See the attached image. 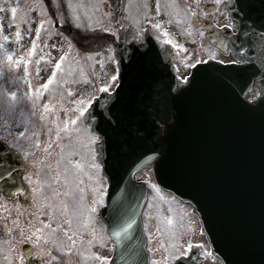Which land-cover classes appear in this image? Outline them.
<instances>
[{
	"label": "water",
	"instance_id": "1",
	"mask_svg": "<svg viewBox=\"0 0 264 264\" xmlns=\"http://www.w3.org/2000/svg\"><path fill=\"white\" fill-rule=\"evenodd\" d=\"M245 3L248 35L264 31L262 15H258L264 13V0ZM245 71L198 69L191 87L176 99L175 124L164 136L151 125L154 96L147 105L133 98L132 104L124 103L121 87L111 123L100 116L101 102L93 107L90 123L108 140L103 163L111 179L110 202L125 179L124 187L134 185L130 168L144 159L158 158L159 183L196 206L215 252L227 264H264V102L242 103L239 77ZM247 71L248 79L256 75L250 67ZM206 93H215L211 99L220 100L224 118L204 116L209 105ZM132 220L138 222L139 215L135 213ZM141 251L135 264H147ZM193 260L194 256L183 264Z\"/></svg>",
	"mask_w": 264,
	"mask_h": 264
},
{
	"label": "flooded vegetation",
	"instance_id": "2",
	"mask_svg": "<svg viewBox=\"0 0 264 264\" xmlns=\"http://www.w3.org/2000/svg\"><path fill=\"white\" fill-rule=\"evenodd\" d=\"M147 0H125L127 5L126 11L123 13V23L125 30L123 31V37L126 42L132 44L133 38L136 37L137 41H146L148 30H150L159 41L162 47H167L173 43V36L170 33L165 32L163 25L157 23H151V13L147 9H139L137 3L143 4ZM135 4V7L129 10L130 3ZM195 8L193 10L194 16L199 22L197 24H189L192 30L191 34L187 38L193 39V42H198L200 38L207 35L206 24H215L219 28L227 27V25L233 24L227 11L221 9V3L218 0H195ZM40 14L37 20V25L32 28L34 34H30L31 43L35 45V42L39 43V48L42 47L43 51L40 53L39 59L49 60L44 70L54 71L57 69V63L60 64L61 58H65L68 55L69 58L75 56V51L71 49V34H75L80 38V43L84 48L88 47L92 41L91 35L88 34V27L84 23H80L77 20L76 11L73 10L72 0H40ZM103 35L101 36V43L105 50L106 59H112V43L115 40L120 39V31L111 24V2L110 0H104L103 5ZM138 8V9H137ZM134 10V12H133ZM79 24V25H78ZM159 25V27H157ZM167 25V24H166ZM177 27V26H176ZM186 27V25H185ZM77 30H76V29ZM30 29V26H28ZM107 29V31H106ZM76 41V38H75ZM168 41H172L171 44ZM213 47V46H212ZM125 51H128L125 49ZM179 57L175 60V71L178 76H186L184 62L179 65ZM205 60H216L226 63L236 62L232 53L227 56H220L214 53H210ZM71 65V63L69 64ZM53 72V73H54ZM186 73V74H185ZM7 118L6 134L12 132L11 116L6 112ZM38 114L29 113L28 118H38ZM24 160L27 161L30 167V175L27 174L26 181L28 182L32 190V201L25 195H15L13 198L3 197L0 200V218L9 219L8 235L6 239L4 252L0 249V260L8 261L10 264H27L26 251L32 252L33 258L38 260L40 264H59L61 261L62 250L57 248L54 243L42 242L44 237L43 231L32 228L30 232L28 226L14 227L15 221L39 218L42 216V205H38L39 201L42 203V198L39 190L42 189L44 183L43 170L49 165V161L53 157L52 154L44 153L39 148H28L26 152L22 149L19 151L16 149ZM17 167H20L17 165ZM51 170H47L46 176H51ZM48 181V180H47ZM35 193V194H34ZM101 234V232H100ZM41 239L42 241H39ZM69 252V261L73 262L72 250Z\"/></svg>",
	"mask_w": 264,
	"mask_h": 264
},
{
	"label": "rangeland",
	"instance_id": "3",
	"mask_svg": "<svg viewBox=\"0 0 264 264\" xmlns=\"http://www.w3.org/2000/svg\"><path fill=\"white\" fill-rule=\"evenodd\" d=\"M12 1L13 0H0V71L1 77L5 80L8 89H10L12 93H15V90L17 91V88H21L20 83L23 79V72L21 70V68L23 69V59L17 52L22 50L23 41L20 40V36L24 33L21 31L19 35H17L18 30L22 29V25L19 26V24L17 25L15 22L10 23L9 20H25L32 15L30 14V12H25L26 6H22L24 12H17L15 13V16H13V13L11 11L13 7L12 5H10ZM16 2L19 3L20 0H16ZM6 51L12 54L9 58L6 54ZM194 53L198 54L197 51ZM15 62H17V65H15ZM94 67L97 70L95 74L97 79L96 83L100 84V86L103 87V85H107V83L109 84L110 82H112L111 77L113 76L114 71L112 66L101 65V61L99 60V63L96 62ZM38 76L41 77V74H38ZM94 87L95 84L90 82L81 85L78 84L77 86L72 85L71 88L76 91L74 93V103H79L81 109H83L87 104L88 99H90L91 95L96 93ZM18 91L20 93V90ZM23 92L25 93V90H23ZM23 92L19 94V97H23ZM16 98V96L13 97V103L15 105ZM41 103L42 104L40 110L42 113H44L45 111L46 115L52 114L49 106H51L52 108L53 104H55L59 108L58 116L61 117H68L70 115L71 118L75 119L78 116V110H80L78 105L76 107L74 105V109V107L71 106V101L69 103H63L59 101L58 103L57 101L53 100V98L46 96L43 97ZM62 120L64 121L65 118H63ZM14 126L15 125H13V127ZM74 126L78 128L77 124H75ZM53 127H57L56 130L59 131L60 128H62V124L61 122L57 121V124L52 125V128ZM53 133H55V130H53ZM34 134L37 133L35 132ZM31 135H33V133ZM86 142H89L88 138L86 139ZM63 145L64 143L61 144V146ZM63 160L66 163H71L72 169L74 170L69 183V193L71 200L67 201V211L66 213L64 212V214L67 217L68 221L71 220L68 218L69 216L76 224H78V222L79 224H86L87 221L89 223V220L92 222V218H94L96 208L101 204V191L104 190L106 186L100 168H92V164L96 161L93 160L91 150L82 143H77L74 150L73 148H71L64 151ZM73 161H78L80 165H82V167L77 169V165L75 163H72ZM91 197H93L96 201L95 206L90 202ZM149 209L152 210L153 214H155V220L157 223V236H159V240L162 239V243L167 248V258L169 251L170 253H175L182 248L181 242L178 239L180 236L178 234V232L180 231V227H178L179 224L176 218L177 207H175V205L170 200H168L167 197L163 196L162 193H159L158 197L152 200ZM45 221L46 220H43L44 227L45 230H48V227L53 226L54 222L53 220H49V224L47 222L45 223ZM180 221H186V219L182 218L180 219ZM38 227L41 230L44 229V227L41 225H39ZM34 228L38 229L37 227ZM149 231L151 232V234H153L152 228L149 227ZM188 237H184L182 241H187L189 239ZM195 241H199L197 236ZM78 251L79 253H85L86 247L78 246ZM110 255L111 246H107V244L103 243L102 249L94 250V254H92L91 257L92 262L90 264H105V259L107 257L109 258ZM100 259H102V261ZM211 264H214V262L211 261Z\"/></svg>",
	"mask_w": 264,
	"mask_h": 264
},
{
	"label": "snow or ice",
	"instance_id": "4",
	"mask_svg": "<svg viewBox=\"0 0 264 264\" xmlns=\"http://www.w3.org/2000/svg\"><path fill=\"white\" fill-rule=\"evenodd\" d=\"M219 3H221V8L225 7H230L233 5V0H218ZM238 3L239 0H236ZM13 16H15L16 13V8L11 9ZM159 27V25H157ZM229 28L236 27L235 23L227 25ZM107 31V29H106ZM19 35V33H17ZM247 35V33H245ZM261 36V42L259 47L264 48V32L259 33ZM121 40H123V37H121ZM169 44L172 43V41H168ZM146 41H137V38L134 37L132 44L130 46V50L126 51L123 56H120V59L117 61V69L120 68L121 64H123V72L117 71L116 74H114L111 79L113 82L117 81L118 79H123V76L127 73V71L132 67V65L135 62H148L149 56H148V51H144L145 49ZM176 47H180V45H176ZM227 47V45L225 46ZM117 55H120L117 53ZM127 57L128 63H123V60ZM152 59L154 61H159L160 60V54L159 52H155L153 54ZM62 60V58H61ZM200 63H203L201 61ZM261 63L264 64V60H261ZM57 68L60 67V64L57 63L56 65ZM170 79L167 81V86L166 88H162L159 91L158 97L153 101L156 111L154 115L152 116L151 119V125L156 129V132L162 136L166 135L170 126H172L174 123L170 122L175 120V109H174V104L177 98H179L183 93H185L192 85L193 81L196 79L195 74H193L192 77L187 78V79H182L180 81H177L176 77L174 75H171ZM255 75V74H253ZM49 83H51V80H49ZM182 84L183 87H179L178 89H174L173 85L174 84ZM252 84V77H249L247 81H245L242 85H240V91L238 93L239 96H244V92L250 88ZM47 87V85H45ZM235 91V89H233ZM102 96L100 97H93L91 100H89V106L90 107H95L96 105H99L101 100H104L105 104H107L108 100L110 99L109 97V91H110V86L109 85H104L100 89ZM13 97H15V93L11 94ZM251 95L255 96V89L252 90ZM259 99L261 102H264V83H262L261 88H260V96ZM247 100V97H244V101ZM119 101V93H116V98L115 100L108 106V113L109 115L115 116L116 112L115 109L117 108V104ZM103 107V105H101ZM247 107H252V105H247ZM83 111V109H81ZM100 116L103 120L107 121L108 123H111L109 120V117L105 115V113L102 111L100 113ZM159 122V123H157ZM117 123H119V120L117 119ZM160 125L163 126V130L161 131ZM23 136V133H21ZM59 135V133H57ZM0 143H3V138H0ZM90 143L95 145V148L93 149L94 156L93 160L96 161L92 164V168H102L103 165L99 162V157L103 154L104 148L101 147V145H107L108 140L106 135L101 134V133H93L91 137ZM37 144H39V141H37ZM48 147H51V145H48ZM59 165V162H57ZM72 163H75L77 165V169L81 168L82 165L78 161H73ZM73 169L71 168L70 163H66L63 168V172L66 174L65 178V183H70V180L67 178L68 176L73 175ZM6 175H11L10 172L5 171ZM59 178V177H57ZM155 187V186H154ZM65 195H70V193H65ZM66 207V206H65ZM128 228L131 227V224L127 225ZM192 245H188L187 248L190 249ZM188 256V251L187 249L185 250H178L177 255L174 257L175 264H183L184 258Z\"/></svg>",
	"mask_w": 264,
	"mask_h": 264
}]
</instances>
